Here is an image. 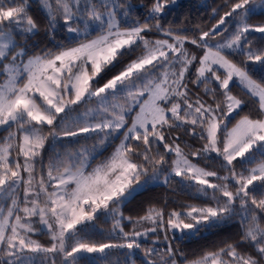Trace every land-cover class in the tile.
Returning <instances> with one entry per match:
<instances>
[{"label": "snow or ice", "instance_id": "obj_1", "mask_svg": "<svg viewBox=\"0 0 264 264\" xmlns=\"http://www.w3.org/2000/svg\"><path fill=\"white\" fill-rule=\"evenodd\" d=\"M38 3L55 43L25 60L39 30L30 0H0V264H82L93 254L112 264L113 249L117 264H138V252L140 264H181L172 240L235 218L239 239L185 264H264V23H249L264 0H225L217 22L191 36L162 23L179 0H151L142 20L131 17L145 6L131 0ZM153 31L165 38L149 39ZM57 32L66 35L56 41ZM81 137L98 144L76 148ZM160 185L205 203L124 216L131 198ZM102 218L112 227L98 241Z\"/></svg>", "mask_w": 264, "mask_h": 264}, {"label": "trees", "instance_id": "obj_2", "mask_svg": "<svg viewBox=\"0 0 264 264\" xmlns=\"http://www.w3.org/2000/svg\"><path fill=\"white\" fill-rule=\"evenodd\" d=\"M133 4L141 5L143 4L145 7L141 9L139 12L134 13L131 19H143L144 14L147 12V7L150 5L151 0H131ZM225 0H181L178 3V6L166 17V22L164 23L165 27H172L175 29H187L189 30L186 34L191 36L197 30H208L217 22L218 16L214 19L213 10L216 9L219 15H222L224 11L228 10L224 7ZM30 14L37 21L39 25V30L36 35H33L27 42L26 46V55L25 57L31 56L33 54L39 53L42 49L52 48L54 46V41L51 38L50 32L48 30L47 20L45 18L44 13L42 12L38 0H30ZM249 23L259 24L264 23V14H253L250 16ZM66 35V33L57 32L56 41L62 40V38ZM256 39L254 40V46H259V34H255ZM149 39H164L165 37L158 32H151L148 34ZM186 47L192 48V45H188ZM19 49V48H18ZM17 49V50H18ZM116 69L114 71H118ZM194 71V69H193ZM114 74L110 73L109 75ZM193 94L196 92L203 93L202 87L200 89L194 88ZM232 92L234 95L247 99L245 93L239 87H232ZM194 98V96H193ZM251 102H249L248 106L243 107L242 111H240L239 115L233 114L235 119H232L231 124H235L236 120L240 118V116L244 114H248L250 111ZM251 115L255 116L256 113L253 111ZM6 133L0 131V137L4 136ZM94 136V134H91ZM188 139L189 143L194 144V147H199V143H195L190 138ZM98 141L92 138L85 139L84 137L79 138V144H77L76 148L85 147L89 150L93 148L94 145H97ZM115 144H118V140L115 141L112 147H108L107 150H104L102 154L96 156V160L92 161L93 167L96 163H99L101 160L108 157L111 152L114 150ZM183 146V145H182ZM99 152L100 149H97ZM190 149L185 148V152H189ZM200 164L213 169L219 170L218 164H213L211 162L199 161ZM205 203L203 198H198L197 194L194 191H184L181 190L176 185L172 186H150L148 190L136 195L134 198H131L129 202H127L123 208V214L125 217H132L136 219L140 216H143L146 210L150 206H155L157 208L163 207L165 208V215L171 210H181V205L185 204H203ZM126 224L125 231H131L132 225L128 223V221L124 222ZM112 223L111 220L104 222L103 218L98 224L96 233L93 234L92 238L95 240H100V233H107L111 230ZM150 227L149 224L145 223L143 225H137V230L141 228ZM240 228L238 225V218L233 219L232 221H228L224 224H221L217 228H213L211 230L203 231L198 237L193 238H184V239H176L172 240V246L178 250V258L181 260V264H185L183 258L187 257L188 260H194L201 256H203L208 251H214L217 247H222L225 241L231 243L237 239H239ZM150 239L146 243L145 246H152L151 239L154 238L153 234H149ZM159 235V248L161 251L166 247V242L164 240V233L161 231L158 233ZM171 232L168 233L169 239H171ZM179 235V234H177ZM35 239H38L40 243L44 245L49 244L50 238L47 235H34ZM112 255L109 259L112 261V264H117L118 260H123L124 257L121 255V251L118 249L111 250ZM142 254L137 253L138 264H140ZM82 264H96L95 254L92 256H87Z\"/></svg>", "mask_w": 264, "mask_h": 264}, {"label": "rangeland", "instance_id": "obj_3", "mask_svg": "<svg viewBox=\"0 0 264 264\" xmlns=\"http://www.w3.org/2000/svg\"><path fill=\"white\" fill-rule=\"evenodd\" d=\"M179 1H181V0H179ZM185 46H188V44H186ZM193 50L196 51L198 55H202V53H201L198 49H195V46H193ZM17 51H19V49H18ZM27 58H28V57H24L25 60H26ZM118 143H119V141H118ZM193 162H196V161L194 160ZM200 166H201V167H206V166H204V165H202V164H200ZM207 168H208V167H207ZM209 169H210V168H209ZM210 170H213V169H210ZM237 171H240V169L237 168ZM220 174H221V175H224L225 173H224L223 171H221ZM8 203H10V201H9ZM33 239H35V238L33 237Z\"/></svg>", "mask_w": 264, "mask_h": 264}]
</instances>
